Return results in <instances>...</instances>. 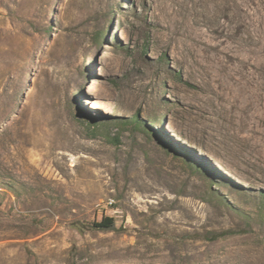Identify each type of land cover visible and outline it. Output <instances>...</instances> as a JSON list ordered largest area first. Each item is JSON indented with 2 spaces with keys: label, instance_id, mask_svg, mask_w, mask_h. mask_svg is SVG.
I'll use <instances>...</instances> for the list:
<instances>
[{
  "label": "rangeland",
  "instance_id": "1",
  "mask_svg": "<svg viewBox=\"0 0 264 264\" xmlns=\"http://www.w3.org/2000/svg\"><path fill=\"white\" fill-rule=\"evenodd\" d=\"M0 264H264V0H0Z\"/></svg>",
  "mask_w": 264,
  "mask_h": 264
},
{
  "label": "trees",
  "instance_id": "2",
  "mask_svg": "<svg viewBox=\"0 0 264 264\" xmlns=\"http://www.w3.org/2000/svg\"><path fill=\"white\" fill-rule=\"evenodd\" d=\"M115 219L110 216H102L99 221L91 223V227L97 230H112L114 228Z\"/></svg>",
  "mask_w": 264,
  "mask_h": 264
},
{
  "label": "built area",
  "instance_id": "3",
  "mask_svg": "<svg viewBox=\"0 0 264 264\" xmlns=\"http://www.w3.org/2000/svg\"><path fill=\"white\" fill-rule=\"evenodd\" d=\"M108 204H111V202H108Z\"/></svg>",
  "mask_w": 264,
  "mask_h": 264
}]
</instances>
